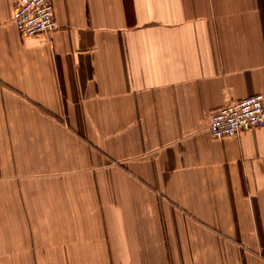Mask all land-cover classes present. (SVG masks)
I'll return each instance as SVG.
<instances>
[{"label": "crops", "instance_id": "crops-1", "mask_svg": "<svg viewBox=\"0 0 264 264\" xmlns=\"http://www.w3.org/2000/svg\"><path fill=\"white\" fill-rule=\"evenodd\" d=\"M0 0V264H264V0Z\"/></svg>", "mask_w": 264, "mask_h": 264}, {"label": "built area", "instance_id": "built-area-1", "mask_svg": "<svg viewBox=\"0 0 264 264\" xmlns=\"http://www.w3.org/2000/svg\"><path fill=\"white\" fill-rule=\"evenodd\" d=\"M11 18L20 36L49 33L55 28L51 0H14ZM263 126L264 97L255 93L214 109L209 115L208 132L212 138L222 139Z\"/></svg>", "mask_w": 264, "mask_h": 264}]
</instances>
